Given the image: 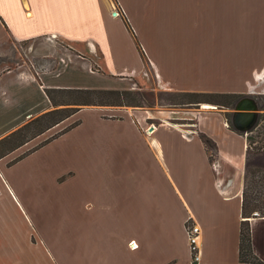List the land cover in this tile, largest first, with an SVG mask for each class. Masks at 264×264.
Listing matches in <instances>:
<instances>
[{"label":"crops","instance_id":"obj_1","mask_svg":"<svg viewBox=\"0 0 264 264\" xmlns=\"http://www.w3.org/2000/svg\"><path fill=\"white\" fill-rule=\"evenodd\" d=\"M44 39L64 47L0 74V141L55 109L47 90L97 88L95 75L151 73L175 92L264 85V0H0V48ZM247 150L212 108L82 107L0 158V264H240ZM248 221L259 258L264 218Z\"/></svg>","mask_w":264,"mask_h":264},{"label":"trees","instance_id":"obj_2","mask_svg":"<svg viewBox=\"0 0 264 264\" xmlns=\"http://www.w3.org/2000/svg\"><path fill=\"white\" fill-rule=\"evenodd\" d=\"M126 26L130 33L135 36L129 23H127ZM46 94L55 109L40 115L36 119L34 118L23 127H20L18 130L16 129L1 140L0 158L18 149L30 140L37 138L48 129L54 128L68 117L70 118L82 107H139L143 109L146 106L143 105L141 98L149 101V93H140L139 91L133 90L52 88L47 90ZM151 95L154 96L155 93H151ZM173 96V100L176 102L175 105L209 104L220 106L227 110L233 109L236 103L243 98L242 94L210 92H179L173 93ZM149 107H152V105H149ZM262 110L264 111V105ZM263 117L264 115L260 117L261 121ZM65 131H67V129ZM254 132L255 131L252 130L250 133ZM247 140L248 167L245 173L242 202V214L245 220L241 223L239 260L240 264H263L254 253L251 241L252 233L248 220L256 217L264 218V166L256 165L251 161L254 156H261L264 154V140H262V142L257 141L258 144H256L254 138H247Z\"/></svg>","mask_w":264,"mask_h":264},{"label":"rangeland","instance_id":"obj_3","mask_svg":"<svg viewBox=\"0 0 264 264\" xmlns=\"http://www.w3.org/2000/svg\"><path fill=\"white\" fill-rule=\"evenodd\" d=\"M260 2V1H258ZM62 44L58 41H49L47 39L39 40V41H32V42H26L23 44L15 43L12 44L11 41H8V44L5 46V49L0 48V74H4L16 66H22L24 68H30L33 65H36L37 63V57L38 54L35 52L36 48L39 47L40 50L42 49V52L40 54H47L50 51H55L56 48H59L58 50H61ZM61 64V63H60ZM62 70L58 69L57 73L61 72ZM64 70L60 77H57V81L60 83V81H72L70 80L71 74ZM96 77V86L97 88H88V89H105V90H133V91H139L140 93H149V101H146L145 99H142V103L145 109H157V111H171L173 113H188V112H196L200 109H202L204 104H181V105H175L176 102H174L173 93H179L175 91H170L163 89L162 87H158V85L155 82V77L150 73V78L145 81L141 82L140 80H136L135 82L125 83L123 80H117V79H110L105 77V75H95ZM110 87V88H108ZM132 87V88H131ZM74 88V87H73ZM81 88V87H77ZM151 93H155V95H151ZM244 98L251 97L258 105L259 107V116L257 126L253 129L255 131L254 133H247L244 134L247 138H254L256 141L264 140V117L262 118V121L260 120V117L264 115V111L262 110V107L264 105V85L257 88L253 94H242ZM173 101H172V100ZM60 100V98H59ZM176 101V100H175ZM22 102V101H21ZM32 104V99L23 101V105ZM149 105H152V107H149ZM212 106V109L217 110L224 114V117L226 118V121L228 122L229 126L233 129H235L233 123H232V116L233 109L227 110L220 106ZM33 120V119H32ZM251 161H253L256 165L264 166V154L263 155H257L254 156ZM76 169V172L89 174V168L85 164L76 165L74 167ZM264 229V227H262ZM260 229L256 236L260 238V242L257 243L259 246V252H260V259L264 261V230ZM258 242V240H257ZM261 249V250H260Z\"/></svg>","mask_w":264,"mask_h":264},{"label":"water","instance_id":"obj_4","mask_svg":"<svg viewBox=\"0 0 264 264\" xmlns=\"http://www.w3.org/2000/svg\"><path fill=\"white\" fill-rule=\"evenodd\" d=\"M233 114L232 123L235 129L247 134L256 127L259 107L251 97H243L236 103Z\"/></svg>","mask_w":264,"mask_h":264},{"label":"built area","instance_id":"obj_5","mask_svg":"<svg viewBox=\"0 0 264 264\" xmlns=\"http://www.w3.org/2000/svg\"><path fill=\"white\" fill-rule=\"evenodd\" d=\"M114 15L116 17H121L123 13L120 9H115ZM187 232H188V240L192 252L193 262L197 263L199 261V254H200L199 238L201 236L200 234L201 230L197 225H193L190 227L188 226Z\"/></svg>","mask_w":264,"mask_h":264},{"label":"bare ground","instance_id":"obj_6","mask_svg":"<svg viewBox=\"0 0 264 264\" xmlns=\"http://www.w3.org/2000/svg\"><path fill=\"white\" fill-rule=\"evenodd\" d=\"M203 107H205V109L206 108H209V109L212 108V106H210L209 104H204Z\"/></svg>","mask_w":264,"mask_h":264}]
</instances>
